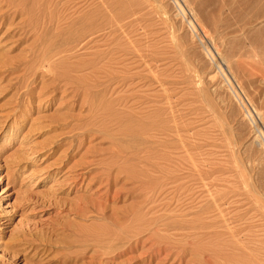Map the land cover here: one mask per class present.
Segmentation results:
<instances>
[{
	"label": "rangeland",
	"instance_id": "1",
	"mask_svg": "<svg viewBox=\"0 0 264 264\" xmlns=\"http://www.w3.org/2000/svg\"><path fill=\"white\" fill-rule=\"evenodd\" d=\"M0 264H264V0H0Z\"/></svg>",
	"mask_w": 264,
	"mask_h": 264
},
{
	"label": "bare ground",
	"instance_id": "2",
	"mask_svg": "<svg viewBox=\"0 0 264 264\" xmlns=\"http://www.w3.org/2000/svg\"><path fill=\"white\" fill-rule=\"evenodd\" d=\"M101 30V29H100Z\"/></svg>",
	"mask_w": 264,
	"mask_h": 264
}]
</instances>
